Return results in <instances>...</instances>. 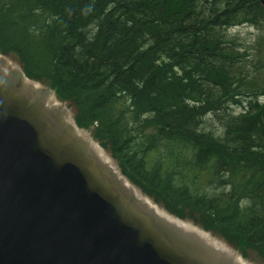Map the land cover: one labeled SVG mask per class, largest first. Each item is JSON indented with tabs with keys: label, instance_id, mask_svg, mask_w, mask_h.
<instances>
[{
	"label": "trees",
	"instance_id": "obj_1",
	"mask_svg": "<svg viewBox=\"0 0 264 264\" xmlns=\"http://www.w3.org/2000/svg\"><path fill=\"white\" fill-rule=\"evenodd\" d=\"M150 1L154 0H0V49L15 53L30 78L47 81L62 99H70L77 108L79 126L95 127V138L112 150L123 173L138 182L145 193L181 217H194L193 212L197 211V219L206 229L223 231L226 238L240 248L246 242L264 250V210L252 207V202L261 199L259 194H264V187H260L264 178L262 185L257 184V179L253 184L232 183L224 187L226 183L221 184L216 174L225 162L231 166L223 165L224 168L233 170L236 162L229 160L233 152L226 158L219 153L220 147L208 145L214 143L212 135L193 136L197 127L215 125L207 124L206 117L221 107L217 95L226 92L220 88L215 89L219 94H213L207 86L210 74L218 73L214 75L215 85L231 89V96L234 86L240 87L229 75L232 65L224 58L229 56V51H217L226 64L211 51L212 40L207 37L209 34L218 37L220 32L207 27V18L225 27L237 21L209 12L205 5H199L201 0H176L175 7L200 11L202 18L195 19L199 31L189 34L185 32L187 28L169 25L165 31H177L159 35L157 47L144 52L154 31L147 33V27L136 29L142 21L137 8L140 3L147 5ZM179 1L183 5H179ZM209 1L225 11L226 3L222 0ZM73 3H76L74 9H68ZM103 4L123 8L119 9V15L116 12V17H112V13H100L90 21L86 15L91 16L92 12H77L82 6L95 9ZM53 18L58 25H63L56 29L62 30L57 34L58 40L48 35L54 32L48 30ZM91 21L97 23L96 28L88 27ZM106 25L110 26V31L102 28ZM83 29L86 31L79 32ZM64 37L75 38L77 42H65ZM165 53L171 54V58L160 66ZM175 64L182 75L174 71ZM250 66L261 67L253 61ZM217 71L228 74L221 75ZM156 78L158 83H155ZM197 79L203 82L192 83ZM253 85L264 90L259 74ZM123 87L127 89L123 91ZM163 91L168 96L162 95ZM142 117L148 120H141ZM215 121L225 127L221 128L225 131L238 127L241 137L249 132L264 140V110L249 121L217 115ZM156 123L160 124V129ZM151 125L154 132L144 133ZM165 125L169 126L168 130L162 129ZM204 143L208 145L205 152L199 148ZM165 153L176 160L180 156L183 161L171 168L163 161ZM242 178L245 180L244 175ZM246 179L250 182L248 176ZM259 213L262 214L257 218Z\"/></svg>",
	"mask_w": 264,
	"mask_h": 264
},
{
	"label": "water",
	"instance_id": "obj_2",
	"mask_svg": "<svg viewBox=\"0 0 264 264\" xmlns=\"http://www.w3.org/2000/svg\"><path fill=\"white\" fill-rule=\"evenodd\" d=\"M1 59L0 70L11 72V76H3L0 71V177L12 180L0 182V232L12 228L18 236L15 238L22 251L14 254L19 264H159L160 259V264H169L162 262L163 257L173 264H234L235 256L231 255L221 263L215 262L206 245L179 233L155 213L137 208L134 186L128 183L131 191H127L116 170L91 156L88 148L92 131L78 127L75 114L68 108L69 101L60 102L51 115L38 102L46 101L48 93L57 96L55 90L28 78L18 61L11 63L6 55ZM22 79L44 85L45 94L40 99H28L22 93ZM63 117L67 126L62 125ZM58 169L74 175L55 185L52 176ZM99 203V213L119 209L139 232L142 242L131 234V244L115 226L92 224L93 213L83 210ZM99 213L96 216L100 218ZM84 231L94 237L99 249L84 246ZM9 244L17 242L7 234L0 249L7 250ZM144 249L154 254L140 255L138 252Z\"/></svg>",
	"mask_w": 264,
	"mask_h": 264
},
{
	"label": "bare ground",
	"instance_id": "obj_3",
	"mask_svg": "<svg viewBox=\"0 0 264 264\" xmlns=\"http://www.w3.org/2000/svg\"><path fill=\"white\" fill-rule=\"evenodd\" d=\"M176 0H154L147 3H140L137 12L139 15H142V21L137 25L136 29H144L147 27L148 31L147 33L153 32V36L151 38L149 47L144 48L143 51H151L152 48L157 47L159 38V35H163V33H166L168 35L175 33L177 30L170 29L169 31H165L169 25H177L181 28H187L186 33L189 34H196L199 30L197 29L198 24H196V20L198 18H202L200 11H197L195 13L196 9L188 8L186 9L184 6L182 7H175ZM181 1V0H180ZM178 2L179 5H183V3ZM223 4H225V11L219 9L217 6L212 5V3L209 0H201V3L199 5H205V7L209 12H214L217 14L224 15L223 18H230L231 21L236 22L233 25H229L225 27L222 25L221 22L212 19L207 18L206 23L207 27L213 28L211 29L213 32H220V35L218 37L212 36L209 34L207 37L209 40H212V52L214 53V57L218 58L219 61L222 64H226V61H224L221 56L217 53V51H225L226 49L229 51V56L224 57L229 63L232 65V70L229 71V75L231 76V81H237L240 85V87H237L235 85L232 89V96H231V89H227L225 86L219 87V85H215V76L218 75V73L210 74L208 80L210 81V84H208V88L213 92V94H219L217 91H219L220 88L223 90H226L225 94L217 95V102H220L222 105L219 109H216L214 112L206 117L207 124L214 123L215 125H202L200 127H195V131L193 136H199V134L205 138L209 135H212V139H214V143H207L208 145H215L216 149L217 147H220L219 153L221 155H224L226 158H230L229 152H233V156L229 159L234 164L233 170L230 171L228 169H225L223 165L231 166V163L225 162L221 164V168L224 169L225 173L222 172L223 170L220 169L217 171L215 170V173L217 171L216 177L217 180L221 184H225V186H228L229 184H253L258 179L259 185L261 184L262 177L264 178V140L259 139L256 137V135L251 133H246L243 135H247L246 137L242 136V131L238 127H232L229 130L225 131L221 128V125L216 120L217 116H224V117H232L235 116L238 119H246L249 121L252 117H255L256 115L260 114L264 110V90H262L261 86H255L254 87V80L259 74V78L261 81H264V0H224ZM133 2V1H132ZM239 2V3H237ZM240 3L242 5H240ZM107 4V3H106ZM103 4L99 6V8H91V7H80L77 8L78 13H86L92 12L91 16H88V21L91 20V17L95 14H110L112 13V17H116V12L119 15V9L123 8L122 6L118 7L117 9L115 7H110L109 4L106 5ZM198 4V3H197ZM239 4V5H238ZM76 3H73L68 6V9L73 10ZM195 8V6H194ZM106 10V13H105ZM225 18V19H226ZM52 21L49 22L48 25H50V28H48L49 31H54L51 34H48L50 36H54V40H58L60 37L57 35L59 32H62V30H56L58 27H63V25H58L57 21L55 22V18L51 19ZM89 28H96L97 23L94 21H91L89 23ZM110 26H103L102 28L106 31L109 30ZM146 29V28H145ZM56 30V31H55ZM198 30V31H197ZM86 30L83 29L79 32H85ZM98 32H101L97 30ZM105 31H103L104 33ZM102 35V33H99ZM208 34V33H207ZM63 41L65 42H77L75 38H69L64 37ZM216 46V47H215ZM143 47V44L141 45V48ZM76 52V51H75ZM77 53V52H76ZM173 55V54H172ZM207 55V54H206ZM171 58V54H163L161 57V61L159 62L160 66L165 65L168 63V61ZM210 58V57H208ZM213 60V58H210ZM148 61V60H147ZM258 62L261 67H254L250 66V63ZM2 62L1 55H0V64ZM150 62V61H149ZM148 66L151 67L148 63ZM244 65V66H243ZM156 68V67H155ZM242 70H241V69ZM180 67H178L175 64L174 71L178 72L179 75H182V71ZM3 73V76H11V72L0 70ZM221 75H227L226 71H217ZM260 72V73H259ZM247 75V76H246ZM119 76V73L118 75ZM246 76L245 78H243ZM158 79H160V76H157ZM120 80L121 77L119 76ZM158 79L156 78V82L158 83ZM224 78L222 77L221 80ZM22 93H26L28 95V99L36 100L40 99L45 94L46 90L44 88V85H41L40 83H30V81L26 79H22ZM203 82L202 79L194 80L192 83H201ZM6 83V82H5ZM160 83V80H159ZM47 86V84H45ZM142 86H138V89H141ZM127 89V87H123L122 90ZM215 89L217 91H215ZM221 90V89H220ZM13 93L14 91L11 90ZM4 92V91H3ZM20 92V91H19ZM221 93V92H220ZM162 95L165 94V97L168 96L166 94V91H163L161 93ZM47 95V94H46ZM53 96L51 93H48L47 100L46 101H39L38 104L44 105V108L48 110V112L51 115H54L56 112V106H59L61 97ZM231 96V97H230ZM57 97V98H56ZM25 98V100H28ZM29 101V100H28ZM38 101V100H37ZM166 112L165 114H167ZM56 118V117H55ZM146 120V117H142L141 120ZM148 120V119H147ZM244 122V121H243ZM67 123L66 117L62 118V125L65 126ZM148 124V123H147ZM146 124V125H147ZM157 127L160 129L161 126L159 123H156ZM67 126V125H66ZM218 126L220 128H216ZM179 126H176L178 128ZM169 129V126L165 125L162 127V129ZM190 128V127H189ZM185 129L186 126H185ZM193 129V128H190ZM155 128L151 126L144 129V133H152L154 132ZM176 130V129H175ZM89 132V130H87ZM242 138V139H241ZM204 143L201 146L199 145V148L201 151L205 152V147L208 145ZM39 147V143H36ZM91 156L97 161L99 160L102 164L108 163L110 167H112L114 170H116V173L120 178H122L124 184V188L127 191H131V186L128 184L129 181L127 179H130L126 174H124L121 171L120 164L117 165V163H114V160L111 158L110 155L106 152V150H103V148L97 143L96 141L92 140L90 141V145L88 148ZM110 151V149H107ZM208 151V150H207ZM201 152V153H203ZM250 154H248V153ZM166 154V153H165ZM182 158V157H181ZM180 156L177 157V160L173 157H171L169 154H166V158H164V163L169 164L171 168H176L179 166V163L183 161L181 160ZM204 158V157H203ZM103 161H102V160ZM166 160V161H165ZM218 161V158H216ZM225 160V159H224ZM63 161V160H62ZM222 161V160H221ZM220 161V162H221ZM104 162V163H103ZM224 162V161H223ZM90 168H93V165L90 164ZM70 171H63L61 169H58L53 172L52 180H55L53 184L55 185H61L64 178L67 176H70ZM74 175V174H71ZM124 177H123V176ZM244 175L245 180H242ZM249 177L250 182L247 183L246 177ZM105 177V176H104ZM261 177V178H260ZM127 178V179H126ZM107 184H109L110 180L106 178ZM235 179V180H233ZM10 180H12V177L10 179L8 177H0L1 184H6ZM101 181H104V178H101ZM199 181L196 180L195 184H198ZM65 185V183H63ZM90 184V183H89ZM261 189L264 187V184L260 186ZM216 192V191H215ZM136 199L138 200L137 203H135L137 208H140L144 212L149 213H155L159 220H162L163 222L170 223L173 226H175L179 233L186 235L188 238L192 240L198 241L202 245H206L205 247L208 249L209 252L208 255L210 258H212L215 262L221 263L225 261L226 258H228V255L235 256V259L233 260L234 264H249L246 260L242 259V256L240 254V250H234L230 245L225 243L223 240L226 237V233L223 231H219V234L221 236L217 237L214 234H211L208 231L203 230L201 225L195 220L193 222L186 221V219H183V217L179 216V214L176 215H170L167 211H165L164 208L159 207L156 205L152 198H149L146 195H143L140 191L136 189ZM218 193V192H216ZM261 196V199L257 200L256 202H252V207H263L264 210V194H259ZM156 201V199H155ZM102 206V203H99L95 207H89L85 208L83 211L86 214L93 213L91 216V222L94 223H103L104 225L108 226L109 228L111 226H115L118 228V232L124 233L125 239L128 242H132L129 239V235H134L138 237V241L142 242V238L137 234L139 233L134 225L128 220L122 212L117 209V212H112L111 209L101 211L100 213L97 211V208ZM61 208L64 210L65 207L62 205ZM124 210L127 211V207H124ZM95 212V214H94ZM96 213H99L100 219L98 216H96ZM262 213L258 214V217ZM66 218L63 220V225H66ZM9 234V238L11 241H16L17 244H9L4 250L0 249V264H19L17 262V259L15 257L16 252L22 251V246L18 244V241L15 237H18L14 231H12V228L0 232V237H3L5 239V236ZM12 234V235H11ZM82 238L81 241L84 243V246L88 249H99V247L96 246L94 242V237L91 236L89 233L81 234ZM161 239H166V236H164L162 233H160ZM4 239H1L2 242ZM179 243V247H182L180 245L179 241H176ZM132 244V243H131ZM215 249L214 252L211 251V249ZM140 255H153L154 253L150 250H141L138 252ZM164 261L169 264H173L170 259L167 257L162 258ZM161 259L159 260L160 264ZM23 264V263H22Z\"/></svg>",
	"mask_w": 264,
	"mask_h": 264
},
{
	"label": "rangeland",
	"instance_id": "obj_4",
	"mask_svg": "<svg viewBox=\"0 0 264 264\" xmlns=\"http://www.w3.org/2000/svg\"><path fill=\"white\" fill-rule=\"evenodd\" d=\"M17 57V56H16ZM10 62L11 63H13L14 61H12V60H10ZM42 84H46V83H42ZM47 84H49L48 82H47ZM62 101H64V100H61L60 102H62ZM68 108H70L71 109V112L73 113V114H75V112H77V110H76V108H75V106L73 105L72 106V104L71 103H68ZM108 149V148H107ZM107 149H105L108 153H110V151L109 150H107ZM114 160V159H113ZM114 163H117V161L116 160H114ZM118 165V164H117ZM131 180V179H130ZM132 181V180H131ZM131 181H129L130 183H131ZM134 184H136V186L134 185V184H132L138 191H140L143 195H146V193H144L141 189V187L139 186V184H138V182H135L134 180L132 181ZM141 189H140V188ZM146 196H148L149 198H155V197H150L149 195H146ZM153 201H154V199H153ZM155 203V202H154ZM156 205H158L159 207H161V208H164V206H163V204H160V203H156ZM186 210H189V209H186ZM190 211V210H189ZM193 215H194V217H193V219L194 220H192V219H189V218H186V221H189V222H193V221H195V220H197V222L199 223V224H202V222L200 221V220H198L197 218L199 217V214L197 213V211H194L193 212ZM188 216H190V215H188ZM203 225V224H202ZM211 234H214V233H212V232H210ZM214 235H216L217 237L219 236L220 237V235L219 234H214ZM1 239H4L3 237H0V240ZM16 240H18V239H16ZM3 241H5V239L3 240ZM225 243H227L228 245H230V243H228L225 239L223 240ZM1 242V241H0ZM258 249V251L255 249V248H252V249H250V251L249 252H247V256H246V261L249 263V264H264V253H263V249L262 248H260V247H258L257 248Z\"/></svg>",
	"mask_w": 264,
	"mask_h": 264
}]
</instances>
